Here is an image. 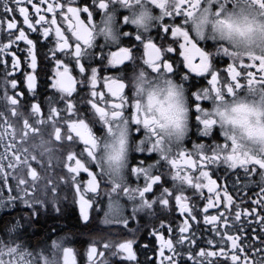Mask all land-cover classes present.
Segmentation results:
<instances>
[{
    "label": "snow or ice",
    "instance_id": "snow-or-ice-1",
    "mask_svg": "<svg viewBox=\"0 0 264 264\" xmlns=\"http://www.w3.org/2000/svg\"><path fill=\"white\" fill-rule=\"evenodd\" d=\"M118 2L125 6L128 4V0H80L79 5L72 3L71 0H63V2L61 0H38L36 3L33 0H0L3 17L0 18V31L5 27L7 29L4 37L7 43L0 44V55H6L11 50V69L15 72L21 68L22 63L18 52L24 53L23 61L27 68L32 70L24 73L28 91L33 90L34 70L37 68L36 58L28 51H22L32 47L30 33L54 44L51 52L54 65L52 87L61 93L59 103L63 102L64 108L53 106L58 104L56 102L48 103V120L54 128L55 140L64 142L66 160L63 167L67 169L60 176V184L51 183L50 186L45 184L41 187L35 183L26 184L25 180L20 178L24 170L15 168L14 179L17 183L15 188H12L9 187V175L4 171V165L0 163V182H2L0 193L4 194L6 188L9 193L7 196L22 198L26 203L39 204L49 198V193L52 194L51 198L55 199V194L61 186L70 185L74 194L79 198L82 218L88 220L92 197L104 191L107 183L97 158L98 138L106 131H111V125L106 118L110 117L112 121L123 119L137 134L143 131L140 142H144L142 138L145 137V133L140 128L137 106L131 101V95L126 90L128 89L127 80L121 76H101L97 68H90L80 60L85 49L92 45L97 24L103 22L108 25L111 22L110 13ZM150 3L163 11L162 0H150ZM198 4L199 0H178L174 11H163L159 24L155 26V36L139 31L125 32L124 35H131L134 41L139 43V50L142 53L139 60L140 65L146 66L155 74L164 73L171 77L181 75L182 80L188 82L191 113L199 123L203 135L210 137L216 122L207 118L209 116L208 102L213 99L219 102L226 96H233L246 88L250 90L253 86L264 88V56H249L237 62L232 59V54L227 49L217 50V54L222 53L231 60L226 68L218 67L213 53L201 46L199 40L194 39L187 29L186 18L192 15V10ZM42 5L44 7H41ZM29 7L34 11L30 13ZM48 13H51L50 19L47 18ZM16 14L23 18L22 25L27 26V31L23 26H18ZM82 14H86L84 19L81 18ZM97 17H102V19L98 20ZM5 19L7 20L6 25ZM120 23L128 25V16L123 15ZM20 42H23L24 46ZM14 44L17 48L12 50L11 46ZM132 59L133 48L121 47L112 53L111 63L119 65ZM73 63L75 70H78L76 74H73L74 69L70 67ZM0 64L3 65L0 71L4 74L0 77V83H2L0 90L3 92L0 101L3 102L4 109L0 111V117L4 118L7 129L12 125L5 116V111H9L14 117L25 115L20 111L23 104L19 97L23 96V93L8 94L9 85L11 89L17 88V79L12 77L8 63L4 59L0 58ZM178 64L180 65L179 72L177 71ZM181 65L186 71H181ZM101 83L106 92L97 90ZM74 93L78 97L75 102ZM109 109L112 110L110 113ZM40 114V103L32 102L30 115L39 117ZM57 117L60 119L57 120ZM37 122L46 123L42 118ZM58 123L66 126V134L63 136L61 127L57 126ZM97 127H99V134ZM23 128L25 130L23 138H26L29 129L33 134L38 132V129L31 127L27 118L23 120ZM221 135L224 137L226 148L229 138L222 132ZM3 138L4 134L0 133V140ZM210 141L193 142L191 149L183 145L176 149L170 158L158 157L150 164L141 162L131 169V174L139 181L137 185L129 184L122 190L114 185L111 191L106 192L110 201V209H116L119 205V199L113 200L114 195L135 202L133 214L128 219H134L138 211L154 216L160 209H178L182 220V223L177 225L178 232L171 222L165 228V224L161 221L160 228L170 234L171 238L165 239L164 233L154 228L150 235L155 237L159 248L158 250L149 249L147 244L144 248L154 251L156 259L153 261L151 257H146L144 264H181V262L187 264L189 260L192 264H264V255H261L264 253V248L255 249V257H250L248 249H251L253 244H245L241 236L229 234L236 230L242 232L244 227L241 223L242 215L246 217L251 215L261 228V234L264 235V215L257 212V208L264 211V159L236 153L234 141L233 151L225 157L216 152L218 140L210 139ZM50 143V141L41 140L40 145L34 146L42 148L41 156L48 155L49 160L53 151L51 147H48ZM153 147L150 146L142 151L153 153ZM4 158L0 156V160ZM16 159L19 160V157ZM32 159L36 160L37 157L33 155ZM24 164L27 166V161H24ZM221 165L226 166L227 170H242L244 187L249 184L258 183L260 185L261 198L253 201L256 207H253L251 213L247 210L243 213L239 210L235 211L231 222L229 217L220 211L221 193L217 190V181L212 179V175L216 174V170ZM7 167L14 166L10 163ZM82 173L87 174V180L82 178ZM30 175L35 181L36 172L33 170ZM255 177H259V180H255ZM240 180L241 177L237 176L236 181L233 182L234 188ZM204 188H207L209 194H215V203L213 197L209 195L203 212L207 213L209 209L215 208L219 214L203 216L204 223L212 226L211 231L215 233V236L208 239L205 246L199 247L194 232L191 231L195 225L190 223V221H197L198 208L195 205L190 206L188 201L192 197L203 198ZM14 190L16 195H12ZM189 191H191V197L185 194ZM223 198L225 208L234 205V198L229 194L227 187L223 189ZM235 207L239 209L240 206L235 205ZM128 219L122 221L125 227H127ZM247 223L250 227L252 220H248ZM118 244V250L110 242L105 243L103 248L109 250L112 247L119 252L122 258L140 264L136 252L133 251L131 240L118 242ZM185 244L188 245L186 258L177 247L183 248ZM193 245L199 247L198 252L192 251ZM212 246L218 250H207ZM5 255L9 259L5 260ZM17 256L20 254L15 248H0V264H5V261L7 264H23L22 260L13 259ZM88 257L91 264H107L105 252L98 251L95 245L90 247ZM221 257L223 259H220ZM63 258L65 264H75L71 250H65Z\"/></svg>",
    "mask_w": 264,
    "mask_h": 264
},
{
    "label": "flooded vegetation",
    "instance_id": "flooded-vegetation-1",
    "mask_svg": "<svg viewBox=\"0 0 264 264\" xmlns=\"http://www.w3.org/2000/svg\"><path fill=\"white\" fill-rule=\"evenodd\" d=\"M33 2L36 3L38 0H33ZM61 2H63V0H61ZM71 2L77 3V5L80 4V0H71ZM41 7L44 6L42 5ZM29 11L31 13L34 10L29 7ZM113 11L117 12L119 18L125 15V12L119 10L117 5L113 6ZM85 17L86 14L81 15L82 19ZM0 18H3L2 9H0ZM47 18H51V13L47 14ZM97 19L100 20L102 17H97ZM16 20L18 26H23L27 31V26L22 25L23 18L16 14ZM6 23L7 20L5 19V25ZM137 31L138 30L133 28L130 24H121L119 29L120 36L117 40H110L104 36H94L92 45L85 49L80 57L81 62L85 63L90 68H97L101 76H121L127 80L130 73L134 71L136 67L141 66L139 60L142 53L139 50V43L134 41L131 35L126 36L124 33H135ZM6 32V27L0 31V44L7 43V40L4 38ZM149 35L155 36L156 29L154 28ZM30 38L32 39V47L30 49H23L22 51H28L37 61V68L34 70L35 83L32 91H28L26 76L24 75L26 71H32L27 68L26 63L23 61L24 53L18 52L22 63L21 68L15 72H12L11 69V50L6 55H0V58L8 63V69L12 77L17 79V88L11 89L9 85L8 94L15 95L17 92L23 93V96L19 97L23 104L20 111L25 113L23 117H14L9 111H5V116L12 125L11 128L7 129L4 118L0 117V133L4 134V138L0 140V156L5 157L3 160H0V163L4 165V171L9 175V187L12 188H15L17 183V180L14 179L16 176L15 168H22L24 170L20 178L24 179L26 184L31 185L35 183L41 187L45 184H49L50 186L51 183L60 184V176L67 171V169L63 167V163L66 160L64 142L55 140L54 128L52 127L51 121L48 120V103L56 102L58 104H54L53 106L60 109L64 108L63 102L59 103L61 93L52 87L54 65L52 63L51 52L54 48V44L32 33H30ZM199 43L206 50L213 53V58L216 60L217 66L221 69L226 68L227 63L231 62V60L222 53L217 54V51L213 52V49L217 47L214 41L202 39L199 40ZM20 44L24 46L23 42H20ZM121 47H132L133 59L125 61L123 64L113 65L111 63L112 53L116 52ZM16 48L17 45L15 44L11 46L12 50ZM66 59H68V57H66ZM70 67H73V74H76L78 70H75L74 63ZM2 68L3 65L0 64V69ZM179 68L180 65L178 64V72ZM181 71H186L183 69L182 65ZM3 75V72L0 71V77ZM172 77L183 83L189 94L188 82L183 81L181 75ZM0 89H2V83H0ZM97 90L106 92L102 83L98 86ZM126 90H128L129 95H131L132 89L128 87ZM79 91L80 88L78 86V92ZM2 95L3 92L0 90V96ZM73 97L75 102V99H78L77 94L74 93ZM32 102H38L41 105V114L39 117L30 115V104ZM208 104L207 106H209ZM2 105L3 102L0 101V111H4ZM81 107H83V105H81ZM25 118L29 120V124L32 128L38 129V132L33 134L31 129H29L26 138H23L25 137V130L23 128V120ZM41 118L46 121V123H38L37 121ZM56 119L59 120L60 118L57 117ZM57 126L61 127L62 136L65 135L66 126H61L59 123ZM96 130L99 134V127H97ZM142 135L143 131L140 134L133 131V142L139 141ZM210 139H216L218 142L224 139L221 135L220 128L215 127L211 136L205 137L200 131L199 123L191 113L190 131L184 141V145L191 149L193 142H211ZM41 140L51 142L48 145V147L53 149L50 160L48 155L41 156L42 148L34 147L40 145ZM25 149H27V151H25ZM33 155L37 157L36 160L32 159ZM17 157H19V160L16 159ZM157 158L158 156L154 152L148 153L147 151L133 150L129 161L128 183L132 185H137L139 183L138 179L131 174V169L134 166L141 162L150 164ZM24 161H27V166H25ZM10 163L14 167H7ZM71 163L74 165V161ZM33 170L37 174L35 181H33V177L30 175V172ZM81 176L84 180L88 179L85 173H82ZM237 176H240L241 180L234 188L233 182L236 181ZM212 179L217 181V190L221 193L220 211L224 212V214L229 217L230 222L237 210L242 213L247 210L248 213H251L253 207H256L253 201L261 198L260 185L258 183L249 184L247 187L243 186L244 180L242 170H227L226 166L221 165L220 168L216 170V174L212 175ZM254 179L258 181L259 177H255ZM0 186H2V182H0ZM224 187L228 188L229 194L234 198V205L227 206V208L224 207ZM29 190L31 191V188ZM202 191L204 194L203 198L192 197L188 201L190 206L195 205L198 208L197 221H190V223L195 225L191 231L194 232L199 247L205 246V242L215 236V233L211 231L212 226L204 223L203 216L219 214L215 208L209 209L207 213L203 212V207L207 203V197L211 195L215 203V194H209L207 188H204ZM8 194L6 188L4 189V194L0 193V248H15L20 254V256L15 258V261L22 260V262L24 260L21 258L23 257L22 250H26L30 253V257L25 258L23 262L26 264H46V261L48 264H65L63 258L65 250H71L73 252L75 264H91L88 251L93 245L97 247L98 251L105 252L107 264H135L133 261L122 258L117 251L119 248L118 242L128 240L133 242V251L136 252L137 260L140 261V264H144L146 257H151L153 261L156 259L154 251L149 249L158 250L159 248V243L156 241L155 237L150 235L153 229L160 230L164 233V238L169 239L171 238L170 234L160 228L161 221L165 224V228L169 222H171L177 232V225L182 223L178 209H160L154 216L147 215L143 211H138L134 219H128V217L133 214L135 202L122 197L123 203L119 202L118 208L110 209V201L106 192L103 190L99 195L92 197L88 220L82 218L79 198L74 194L70 185L61 186L58 189V193L55 194V199H52V194L49 193V198L39 204L26 203L22 198H13L7 196ZM185 194L190 197L192 195L191 191ZM12 195H16L15 190L12 192ZM235 205H239V209H237ZM257 212L264 215V211L260 208H257ZM39 219H50L54 222L52 226L40 227L38 226V222H41L38 221ZM60 219H62V221H59ZM124 219H128L127 227H125L122 222ZM248 220H252L250 227L247 223ZM24 221H28L30 225L24 226ZM88 223L90 226H87ZM241 223L244 226L242 232L236 230L229 232V234L241 236L245 244L252 243L253 247L248 249V252L250 257H255V249L264 248V243H262V240H264V235L261 234L262 230L251 215L247 217L242 215ZM108 242L114 245L117 250H114L112 247H110L109 250H105L103 245ZM146 244L149 245V249L144 248ZM177 247L184 253L186 258V249L188 245L185 244L183 248ZM199 247L193 245L192 251L194 253L198 252ZM207 250L217 251L218 249L212 246ZM167 254L166 252V255ZM261 255H264V253H261ZM5 257V260L9 258L7 255H5ZM220 259H223V257ZM181 264H183V262H181ZM187 264H192V261H187Z\"/></svg>",
    "mask_w": 264,
    "mask_h": 264
},
{
    "label": "clouds",
    "instance_id": "clouds-1",
    "mask_svg": "<svg viewBox=\"0 0 264 264\" xmlns=\"http://www.w3.org/2000/svg\"><path fill=\"white\" fill-rule=\"evenodd\" d=\"M162 2L163 11H174L178 0ZM117 7L128 16L129 24L144 34H149L163 15L150 0H128L126 6L118 2ZM110 15L111 22L108 25L98 23L94 36L119 39L121 18L116 11ZM186 20L194 39L216 43L213 52L227 49L237 62L249 56H264V0H199ZM126 83L132 89L130 99L137 106L145 137L143 143L133 142V129L129 124L123 119L106 118L111 131H106L97 141V158L107 181L105 192L111 191L114 185L121 190L129 186V161L133 150L154 146L153 152L158 157L170 158L184 145L190 131L191 105L184 84L167 74H155L143 65L130 73ZM208 105L207 118L215 120V127L229 138L226 148L224 139L218 142L217 154L225 157L230 154L234 141L236 153L264 159V88H246L219 102L210 100ZM116 199L123 203L122 196L114 195L113 200Z\"/></svg>",
    "mask_w": 264,
    "mask_h": 264
},
{
    "label": "trees",
    "instance_id": "trees-1",
    "mask_svg": "<svg viewBox=\"0 0 264 264\" xmlns=\"http://www.w3.org/2000/svg\"><path fill=\"white\" fill-rule=\"evenodd\" d=\"M54 220H57V219H54ZM38 221H41L42 222V223L41 222H38V226H40V227H43V226H52L53 225V222H54L53 220H50V219H39ZM59 221H62V219H60ZM24 224H25L24 226H29L30 225L28 221H24ZM87 226H90V224L88 223Z\"/></svg>",
    "mask_w": 264,
    "mask_h": 264
},
{
    "label": "rangeland",
    "instance_id": "rangeland-1",
    "mask_svg": "<svg viewBox=\"0 0 264 264\" xmlns=\"http://www.w3.org/2000/svg\"><path fill=\"white\" fill-rule=\"evenodd\" d=\"M45 251H47V250H45ZM17 252H19V251H17ZM22 255H23V257H21V258H23L24 260H25V258H29L30 257V253L27 252L26 250H22ZM4 258H6V257H4ZM15 258L16 257H14L13 259L15 260ZM24 260H23V262H24ZM23 264H26V263H23Z\"/></svg>",
    "mask_w": 264,
    "mask_h": 264
}]
</instances>
